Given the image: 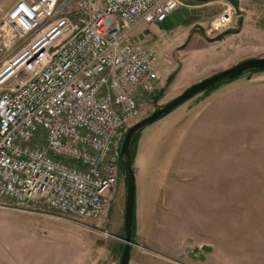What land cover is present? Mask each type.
Here are the masks:
<instances>
[{"label": "rangeland", "instance_id": "rangeland-1", "mask_svg": "<svg viewBox=\"0 0 264 264\" xmlns=\"http://www.w3.org/2000/svg\"><path fill=\"white\" fill-rule=\"evenodd\" d=\"M237 1L239 16L216 33L210 23L229 4L223 0L193 1L205 6L172 33L136 29L137 36L148 32L160 53V95L139 102L143 118L198 81L264 58V0ZM229 31L236 34L224 35ZM259 83L264 72L200 94L138 135L134 209L149 207L151 199L155 212L168 211L170 225L183 219L198 231L186 253L192 264H264V116L249 107ZM124 195L121 176L97 221L22 212L0 200V264H110L116 232L123 238Z\"/></svg>", "mask_w": 264, "mask_h": 264}, {"label": "built area", "instance_id": "built-area-1", "mask_svg": "<svg viewBox=\"0 0 264 264\" xmlns=\"http://www.w3.org/2000/svg\"><path fill=\"white\" fill-rule=\"evenodd\" d=\"M180 0H16L0 16V200L97 221L139 102L159 90L158 26ZM223 5L210 32L225 30ZM106 235V233H105Z\"/></svg>", "mask_w": 264, "mask_h": 264}, {"label": "crops", "instance_id": "crops-1", "mask_svg": "<svg viewBox=\"0 0 264 264\" xmlns=\"http://www.w3.org/2000/svg\"><path fill=\"white\" fill-rule=\"evenodd\" d=\"M193 1L196 0H180L181 6L179 9L182 7L187 8L189 11L188 18L191 17L193 9L205 6V4L193 5ZM14 2V0H0V11L8 4L13 5ZM185 20L167 32L159 29V27L158 29L162 33H172V31L177 29L178 26H181ZM153 26L154 25H150L147 27L152 28V33L159 34L158 29H156L157 26H155L156 28ZM255 86L256 87L253 94L252 91L250 93L251 96L249 97V107L250 110H253L254 104L255 109H259L258 114L264 116V83H259ZM206 101L207 100H205V102ZM156 104L158 105V103ZM261 108H263V111H261ZM262 187L264 188V185ZM149 200V207L144 209L140 207L137 208V206H135L134 209L132 227V241L134 242L130 249L128 264H192L191 258H189V256L187 257L188 254L186 253L191 249L192 237L197 235L199 232L192 231L193 228H191L190 225L186 227V223L183 222V219H181L179 224L177 223L176 225H170L167 221L169 215L168 211H166L167 209L164 213H157L155 212L156 209L154 210L151 199ZM135 204H137L136 201ZM187 219L193 220L191 216H189ZM116 236L118 238L115 239L116 243H114V249H112L114 257L112 258L113 260L110 262V264L119 263L118 253H120L123 242L118 232H116ZM161 237H164V241H166V245L162 243V245H164L162 248L157 244L158 241H161ZM195 243H198L199 245L200 242L195 240ZM139 247H141L142 250H140ZM41 264L48 263L45 262ZM92 264H97V261H94Z\"/></svg>", "mask_w": 264, "mask_h": 264}, {"label": "water", "instance_id": "water-1", "mask_svg": "<svg viewBox=\"0 0 264 264\" xmlns=\"http://www.w3.org/2000/svg\"><path fill=\"white\" fill-rule=\"evenodd\" d=\"M229 3L236 16H239L238 1L237 0H223ZM189 11L187 8L173 12L165 22L161 23L159 29L167 32L171 28L179 25L183 20L188 18ZM254 72H264V58H252L242 61L226 70L215 73L214 75L194 83L188 87L181 94L174 97L161 107L151 112L146 118L138 121L132 125L125 133L121 149H120V167L122 170L123 182L125 185L124 195V209H123V248L120 253L118 264H128L130 257V249L133 244L132 241V224L134 218V203H135V174L133 165L130 161V145L136 136L147 127L158 122L159 120L172 113L184 103L193 99L194 97L215 87H220L230 84L235 80ZM195 253L201 254V251ZM193 254V251L190 255Z\"/></svg>", "mask_w": 264, "mask_h": 264}, {"label": "trees", "instance_id": "trees-1", "mask_svg": "<svg viewBox=\"0 0 264 264\" xmlns=\"http://www.w3.org/2000/svg\"><path fill=\"white\" fill-rule=\"evenodd\" d=\"M227 34H236V31H229V32L225 33L224 35H227ZM224 35H220L219 37H217V38L215 39V41L222 40V38H223ZM254 73H257V72H254ZM251 74H252V73H251ZM172 78H173L172 76L169 77V78H168V82L171 81ZM216 88H218V87H215V88H213V89H210V90H208V91H206V92H204V93H202V94H208L209 92H212V91L215 90ZM159 95H160V93H159L155 98L157 99V98L159 97ZM138 135H139V133L136 134V136L134 137V139H133V141H132V143H131V145H130V161H131V164H132V165H133V161H134V157H135L136 143H137V140H138ZM120 172H121V174H122L121 167H120ZM132 227H133V224H132ZM121 240H123V238H121ZM122 248H123V244H122V246H121L120 253H121Z\"/></svg>", "mask_w": 264, "mask_h": 264}]
</instances>
